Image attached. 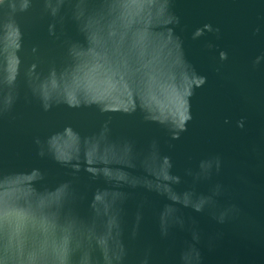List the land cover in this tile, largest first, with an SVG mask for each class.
I'll use <instances>...</instances> for the list:
<instances>
[{
    "label": "water",
    "instance_id": "95a60500",
    "mask_svg": "<svg viewBox=\"0 0 264 264\" xmlns=\"http://www.w3.org/2000/svg\"><path fill=\"white\" fill-rule=\"evenodd\" d=\"M0 264H264V0H0Z\"/></svg>",
    "mask_w": 264,
    "mask_h": 264
}]
</instances>
